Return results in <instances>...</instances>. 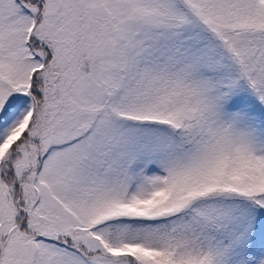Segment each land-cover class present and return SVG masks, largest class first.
Returning <instances> with one entry per match:
<instances>
[{
	"label": "snow or ice",
	"instance_id": "obj_1",
	"mask_svg": "<svg viewBox=\"0 0 264 264\" xmlns=\"http://www.w3.org/2000/svg\"><path fill=\"white\" fill-rule=\"evenodd\" d=\"M0 264H264V0H0Z\"/></svg>",
	"mask_w": 264,
	"mask_h": 264
}]
</instances>
